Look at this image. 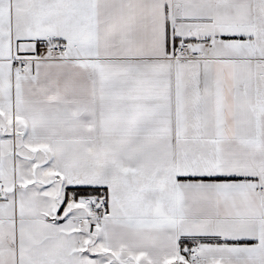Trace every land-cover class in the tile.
<instances>
[{
	"label": "snow or ice",
	"instance_id": "6c2138e0",
	"mask_svg": "<svg viewBox=\"0 0 264 264\" xmlns=\"http://www.w3.org/2000/svg\"><path fill=\"white\" fill-rule=\"evenodd\" d=\"M0 264H264V0H0Z\"/></svg>",
	"mask_w": 264,
	"mask_h": 264
}]
</instances>
